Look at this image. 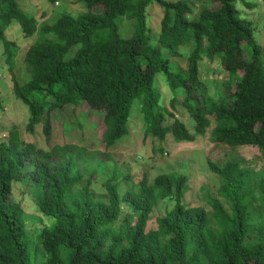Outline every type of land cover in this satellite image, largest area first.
Wrapping results in <instances>:
<instances>
[{
  "label": "trees",
  "instance_id": "trees-1",
  "mask_svg": "<svg viewBox=\"0 0 264 264\" xmlns=\"http://www.w3.org/2000/svg\"><path fill=\"white\" fill-rule=\"evenodd\" d=\"M201 1L82 0L85 13L65 11L39 25L18 0H0V42L15 96L29 109L27 131L43 125L49 141L51 113L84 102L105 113L103 142L110 149L129 133L140 100L147 136L194 142L212 129L214 143L257 147L264 154L263 47L254 23L241 18L236 0H215L217 8H203L191 20L193 2ZM154 5L163 11L156 46L148 26ZM14 22L27 38L38 36L24 57L23 83L15 72L20 46L6 37ZM189 44L188 67L175 72L170 58L181 57ZM205 58L219 59L225 70L218 96L203 81ZM159 73L181 93L172 98L173 111L160 104L154 87ZM181 99L192 129L176 116ZM90 162L81 146L40 148L12 129L0 143V264H264V169L255 172L237 160L210 163L223 179L219 196L231 203L229 213L216 197L209 199L213 212L184 205L189 177L175 172L152 182L144 177L121 195L120 179L129 182L130 176L115 167L104 184L108 201L96 199L90 189L94 171L87 178L83 171ZM21 182L41 187L39 211L55 220L37 239L13 198L14 184ZM169 197L175 207L158 217L156 230H147L151 213ZM125 209L130 212L121 223Z\"/></svg>",
  "mask_w": 264,
  "mask_h": 264
},
{
  "label": "rangeland",
  "instance_id": "rangeland-1",
  "mask_svg": "<svg viewBox=\"0 0 264 264\" xmlns=\"http://www.w3.org/2000/svg\"><path fill=\"white\" fill-rule=\"evenodd\" d=\"M18 0L21 8L29 16L36 18L39 25L52 23L65 11L77 16L87 11L82 0ZM176 1V0H168ZM215 0H202L193 2V13L189 15L191 20L200 17L203 8H217ZM241 18L253 21L256 28L255 39L263 47L262 60L264 62V0H236ZM162 9L157 6L149 8L148 26L151 29V44L156 46L159 39ZM124 32L129 36L130 24L125 23ZM6 37L19 45L17 57L16 78L23 83L25 71L24 57L29 48L37 41L38 36L27 38L21 26L14 22L7 30ZM194 49L193 44L182 46L181 57H171V66L175 72L187 69L188 57ZM4 46L0 42V142L9 138L10 132L17 127L21 137L27 142H33L40 148L51 149L56 145L74 144L87 150L91 158L89 164H84L85 177H90L94 171L91 192L96 199L108 201L107 191L104 184L113 176L115 167L123 176H130L129 182L121 178L120 193L125 195L132 185L140 182L144 177L152 182L158 175L168 173L185 174L189 177L188 189L182 203L189 207H204L213 212L209 199L216 197L221 200L224 208L231 213V203L219 196V189L223 179L212 172L210 163L225 164L237 160L243 168L258 172L264 169V154L252 146L233 148L225 144H217L212 141L211 130L206 136L197 137L194 142H177L172 134H168L164 141L146 135V126L143 118L140 100H137L132 108L129 123V133L120 140L115 147L106 149L103 142L105 130L104 112H97L82 102L79 106H65L61 110L51 113L52 134L49 141L44 133L43 125H40L33 134L27 131L30 119L28 107L14 93V81L3 55ZM250 57L251 55L248 54ZM224 71L222 74H214V70ZM203 81L207 84L210 93L218 96L224 87L225 70L219 59L212 61L205 58L201 63ZM155 90L161 96L160 104L173 111L171 101L176 94L167 85L166 76L159 73L155 77ZM225 92V90H224ZM176 116L190 129L192 119L184 106L182 99L176 106ZM170 120L166 124L172 123ZM41 196V187L29 183H16L13 187V198L20 203L26 214L27 230L34 239L41 234L42 230L52 225L54 218L43 216L37 205ZM176 205L175 198H167L159 204L150 215L147 230L158 228V217L172 210ZM129 209H125L119 221L124 222ZM120 226V225H118Z\"/></svg>",
  "mask_w": 264,
  "mask_h": 264
},
{
  "label": "crops",
  "instance_id": "crops-1",
  "mask_svg": "<svg viewBox=\"0 0 264 264\" xmlns=\"http://www.w3.org/2000/svg\"><path fill=\"white\" fill-rule=\"evenodd\" d=\"M8 139H9V138H8ZM8 139H6V140H4V141H1V142H6ZM1 142H0V143H1Z\"/></svg>",
  "mask_w": 264,
  "mask_h": 264
}]
</instances>
